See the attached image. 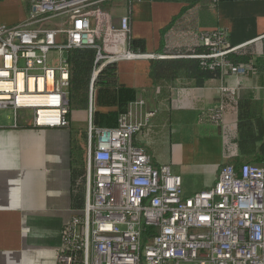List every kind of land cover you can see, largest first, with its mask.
I'll use <instances>...</instances> for the list:
<instances>
[{
    "label": "built area",
    "instance_id": "built-area-1",
    "mask_svg": "<svg viewBox=\"0 0 264 264\" xmlns=\"http://www.w3.org/2000/svg\"><path fill=\"white\" fill-rule=\"evenodd\" d=\"M111 0H29L27 18L0 26V109L31 113L36 128H67L68 67L63 52L95 50L88 92L108 63L159 58L132 51L129 20L113 23L103 7ZM209 54L207 68L242 76L251 66L231 67L230 47L222 30L202 32ZM123 43L121 48L118 45ZM233 95L232 88H223ZM135 110L118 119L114 129L89 123L84 155L85 198L62 230L56 264H264V161L237 169L222 166L208 190L183 197L181 179L169 166L154 168L133 136L153 113ZM223 110L204 114L218 124ZM154 235L142 245L144 229Z\"/></svg>",
    "mask_w": 264,
    "mask_h": 264
},
{
    "label": "crops",
    "instance_id": "crops-1",
    "mask_svg": "<svg viewBox=\"0 0 264 264\" xmlns=\"http://www.w3.org/2000/svg\"><path fill=\"white\" fill-rule=\"evenodd\" d=\"M113 1L117 24L125 3ZM129 5V37L144 43L143 54L159 57L116 63L121 103L135 110L131 104L142 101L141 112L154 113L133 144L153 166H169L180 177L183 197L208 190L234 155L236 103L264 101V0H130ZM29 11V0H0V26L23 22ZM216 29L230 47L250 51L253 67L246 74L227 72L202 87L181 77L152 79V61L191 59L186 54L200 46V33ZM220 108L218 124L204 119ZM95 110L107 114L117 104L95 103ZM22 112L28 111L0 109V264H56L62 230L77 212L71 207L72 148L79 149L76 162L84 171L88 110L69 113L67 128H36L31 113L27 118Z\"/></svg>",
    "mask_w": 264,
    "mask_h": 264
},
{
    "label": "trees",
    "instance_id": "trees-1",
    "mask_svg": "<svg viewBox=\"0 0 264 264\" xmlns=\"http://www.w3.org/2000/svg\"><path fill=\"white\" fill-rule=\"evenodd\" d=\"M123 1L125 4L123 6L121 5V7H125L126 14L124 16L130 20V0ZM103 7L107 8L112 16L116 14L117 4L115 1L111 0L105 2ZM166 30L167 28L160 32L161 36H163ZM128 45L132 51H138L143 54L144 43L142 41L133 40L129 37ZM207 54H209V49L200 44L193 52L186 54V56H189L191 59L152 61L150 65V75L155 82L162 79L171 81L181 77L185 78L188 82H194V85L198 87H202L206 80L218 78L223 74L219 69H208L207 64L209 61L193 58L194 56ZM94 56L95 50L90 48H75L67 52L68 86L66 94L69 113L87 109ZM252 60L253 57L250 51L245 49H239L225 56V61L231 67L250 65L252 68ZM116 79V64L108 63L101 68L94 80L93 105L90 118V124L93 129H114L117 127L119 117L127 113V108L130 103L128 105L121 103L122 100H120L118 94L123 89L118 87ZM111 88H117V90H115L116 94L110 95L108 93ZM95 103L97 105L117 104V110L107 114H101L95 110ZM236 115L235 139L233 142L234 155L231 157L229 156L223 166H232L237 169L244 164L258 165L264 161V101L249 99L240 100L236 103ZM74 153V167L71 169L70 185L71 207L75 211H80L84 205V171L82 165L76 162V160H80V157H76L80 155L79 149L73 146L72 157ZM153 167L158 168L155 166ZM154 233L155 231L152 229L147 228L143 230V246L151 239Z\"/></svg>",
    "mask_w": 264,
    "mask_h": 264
},
{
    "label": "rangeland",
    "instance_id": "rangeland-1",
    "mask_svg": "<svg viewBox=\"0 0 264 264\" xmlns=\"http://www.w3.org/2000/svg\"><path fill=\"white\" fill-rule=\"evenodd\" d=\"M27 113H28V112H27ZM27 113L22 112V113H19V115H20V116H22V115H26V116H28ZM27 118H30V115H29Z\"/></svg>",
    "mask_w": 264,
    "mask_h": 264
},
{
    "label": "water",
    "instance_id": "water-1",
    "mask_svg": "<svg viewBox=\"0 0 264 264\" xmlns=\"http://www.w3.org/2000/svg\"><path fill=\"white\" fill-rule=\"evenodd\" d=\"M62 57H63L64 59H66V58H67V53H66V52H63Z\"/></svg>",
    "mask_w": 264,
    "mask_h": 264
}]
</instances>
